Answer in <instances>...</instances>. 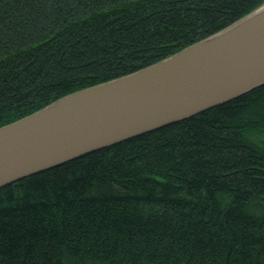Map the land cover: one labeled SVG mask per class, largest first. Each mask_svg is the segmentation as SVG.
I'll return each instance as SVG.
<instances>
[{"label":"trees","instance_id":"obj_1","mask_svg":"<svg viewBox=\"0 0 264 264\" xmlns=\"http://www.w3.org/2000/svg\"><path fill=\"white\" fill-rule=\"evenodd\" d=\"M263 3L0 0V128ZM0 264H264V84L1 187Z\"/></svg>","mask_w":264,"mask_h":264},{"label":"water","instance_id":"obj_2","mask_svg":"<svg viewBox=\"0 0 264 264\" xmlns=\"http://www.w3.org/2000/svg\"><path fill=\"white\" fill-rule=\"evenodd\" d=\"M264 84V4L132 74L0 128V188L225 104Z\"/></svg>","mask_w":264,"mask_h":264},{"label":"rangeland","instance_id":"obj_3","mask_svg":"<svg viewBox=\"0 0 264 264\" xmlns=\"http://www.w3.org/2000/svg\"><path fill=\"white\" fill-rule=\"evenodd\" d=\"M264 4V3H263Z\"/></svg>","mask_w":264,"mask_h":264}]
</instances>
